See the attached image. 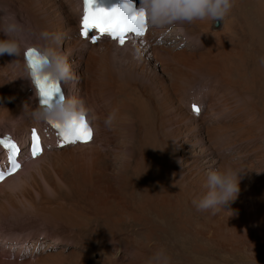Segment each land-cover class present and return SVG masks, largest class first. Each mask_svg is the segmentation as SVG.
I'll use <instances>...</instances> for the list:
<instances>
[{
  "label": "rangeland",
  "instance_id": "374dc122",
  "mask_svg": "<svg viewBox=\"0 0 264 264\" xmlns=\"http://www.w3.org/2000/svg\"><path fill=\"white\" fill-rule=\"evenodd\" d=\"M29 1L34 0L3 2L0 26L14 17L24 29L22 49L26 45H56V50L67 56L74 78L65 82V90L69 97L83 100L89 111V100L105 106L99 113L89 112L88 119L93 126L98 125L94 145L101 144L107 134L110 142L100 146V154L86 155L79 153V145L61 147L60 139L50 130L43 141L48 147L42 157H32L28 135L35 121L29 115L35 108L33 92L24 83L21 69L18 71L19 58L0 55V139L23 147L18 156L23 163L20 174L15 176L16 171L6 177L10 180L0 182V264H146L161 248L170 257V264H264V213L258 208L259 204L264 207V198L253 197L254 190L264 195V168H260L264 127L255 131L251 119L262 120L264 116V65L259 63L264 57V25L253 24L255 18L240 4L239 9L231 8L223 21L177 22L166 25L170 26L166 31L153 30L147 23L136 52L114 46L98 51L93 45L99 39L93 41L92 32V37L81 35L80 29L74 32L71 22L63 30H55L56 42L40 34L48 30L50 17L58 22L62 19L63 13L57 15L50 5L64 0L39 2L38 7ZM47 13L51 15L43 29L41 22ZM175 27L183 32L172 34ZM149 28L151 36L145 37ZM78 34L89 38L92 45L83 46ZM5 38L0 31V39ZM250 38L256 40L255 45ZM218 51L224 55H216ZM227 56L232 58L213 74L202 75L194 69L204 62H224ZM121 81H126L123 87L119 86ZM73 84L78 97L70 91ZM115 101L122 103L128 121L116 115L107 127L104 120L113 112L107 106ZM13 117L17 118L14 123ZM204 117L213 121L195 126ZM230 125L245 133V141L232 153L235 146L227 144L232 142L229 134L234 131ZM220 130L225 134L223 139L216 136ZM51 141L58 144L52 146ZM212 149L216 154L207 166L206 159L199 157ZM127 161L129 171L121 168ZM227 170H244L236 199L216 214L197 210L193 200L206 193L207 173ZM153 173L158 177L152 186L149 180Z\"/></svg>",
  "mask_w": 264,
  "mask_h": 264
},
{
  "label": "clouds",
  "instance_id": "9594fccd",
  "mask_svg": "<svg viewBox=\"0 0 264 264\" xmlns=\"http://www.w3.org/2000/svg\"><path fill=\"white\" fill-rule=\"evenodd\" d=\"M233 7V0H141L139 9L146 16L147 23L154 27H163L177 22L191 23L195 20L211 19L214 22L222 20ZM3 10H0L2 12ZM7 15V13H5ZM0 31L6 36L0 39V55L9 54L19 57L24 44L23 26L14 17L7 19ZM44 33V36H47ZM41 58L36 66V72L41 78L68 82L74 78V73L66 55L54 47L42 46L37 49ZM264 65V57L260 58ZM33 78V68L26 62L25 76ZM37 122L46 124L57 123L62 128L68 129L74 121L81 117L89 118V109L83 100L75 97L60 96L49 103L38 104L29 113ZM116 119L115 111L110 112L104 120L107 127H111ZM244 170L209 171L207 173L206 193L199 199H194L193 204L199 211L211 210L216 214L225 205L234 201L239 193V182ZM146 264H170V257L163 248L157 250Z\"/></svg>",
  "mask_w": 264,
  "mask_h": 264
},
{
  "label": "bare ground",
  "instance_id": "6f19581e",
  "mask_svg": "<svg viewBox=\"0 0 264 264\" xmlns=\"http://www.w3.org/2000/svg\"><path fill=\"white\" fill-rule=\"evenodd\" d=\"M7 0H0V5L3 3V2H6ZM47 2L48 3V1H53V0H34V1H29L30 3H29V5H33V6H39V2ZM134 1H136L137 3H138V0H134ZM54 3H52L51 5H50V7H52L53 8V10H55L56 12H57V15L58 14H62L63 13V17H62V19L60 18V19H58V17H57V19L59 20V22L57 21V20H55L53 17L51 18L50 17V15L47 13V15L46 14H44L46 17H44L45 18V21H42L41 22V26H43V25H45L46 24V21H47V18H49V24H48V30L47 29H45V27L43 28V29H45V32L44 33H47L48 35L47 36H44V33H41L40 32V34L42 35V36H44L45 38H47L48 40H51V41H53V42H56V32H55V30H57V28L58 29H61V28H66V27H68L69 26V22H71V26L70 27H73V31L75 32H77L78 33V31H79V29H80V32H81V29H82V18H83V1L82 0H64V1H60L61 3H57L56 1H53ZM240 4H242V5H246L247 6V10L248 11H250L251 12V14H252V16L255 18V22L253 23L252 21V23L253 24H257V23H259V24H263L264 25V0H233V7L232 8H235V9H239L240 8ZM1 7V6H0ZM139 7V6H138ZM2 8V7H1ZM51 8V9H52ZM50 9V10H51ZM36 9H35V7H34V10L33 11H35ZM40 10V9H39ZM36 13H37V11H36ZM35 13V14H36ZM46 13V12H45ZM52 13V12H51ZM55 13V12H54ZM68 13V14H67ZM73 13H74V15H73ZM35 14L33 13V15H34V17H35ZM67 14V15H66ZM244 14V13H243ZM250 14V15H251ZM42 15H43V13H42ZM56 14L54 15L55 17L57 16ZM66 15V16H65ZM230 15V14H229ZM40 17V16H39ZM250 17V16H249ZM248 18V17H247ZM37 19V18H36ZM39 19V18H38ZM245 19V18H244ZM44 20V19H43ZM60 20H63V22H60ZM57 21V22H56ZM228 21V20H227ZM35 22V21H34ZM45 23V24H44ZM72 23L73 24H75V25H72ZM251 23V24H252ZM37 24V23H36ZM39 24V23H38ZM37 24V25H38ZM43 24V25H42ZM176 24V23H175ZM181 24V23H180ZM183 24V23H182ZM181 24V25H182ZM200 24H202V22L200 23ZM249 24V23H248ZM252 24V25H253ZM40 25V24H39ZM150 25V24H149ZM184 25V24H183ZM211 25V24H210ZM225 25V24H224ZM239 25V24H238ZM242 25V24H241ZM245 25V24H244ZM254 26V25H253ZM262 26V25H261ZM69 27V28H70ZM164 27H166V26H163V27H154L153 26V30H161V29H163V30H167L168 29V27H170V26H168V27H166V28H164ZM177 27H179V26H177ZM177 27H175L174 29H172V30H170L171 31V33L172 34H174V32L175 33H180V31L178 30V29H176ZM197 27V26H196ZM209 27V26H208ZM228 27H229V25H228ZM232 27V26H231ZM235 27V26H234ZM241 27V26H240ZM247 27H249V26H247ZM251 27V26H250ZM257 27H259V26H257ZM39 28H40V26H39ZM150 28H152V27H150ZM150 28L148 29V31H147V33L145 34V37H149V36H151V34H150ZM180 28V27H179ZM251 28H253V27H251ZM202 29V28H201ZM206 29V28H205ZM246 29V28H245ZM249 29V28H248ZM254 29H255V27H254ZM259 29H261L260 27H259ZM264 29V28H263ZM61 30H63V29H61ZM230 30V29H229ZM240 30H241V28H240ZM256 30V29H255ZM60 31V30H59ZM236 31V30H235ZM239 31V30H238ZM237 31V32H238ZM260 31V30H259ZM93 33V35H92V33ZM90 33H89V36L88 37H90L91 35L92 36H94L96 39H95V41H97V39H99L98 40V42L97 43H95L94 45H93V47L94 48H96L98 51H100L101 49H107V47H109V46H114V47H120V49L122 48H126V47H130V48H132L135 52H136V49L140 46V44L142 43V42H139V39H141V38H144V37H140V36H136V35H134V34H131V35H128L129 36V39H128V42H126L124 45H120L118 42H117V40H113L112 38H110V36L109 35H107V34H101L98 30H93V31H91ZM181 32H183V31H181ZM193 32V31H192ZM221 33H222V31H220ZM232 32V31H231ZM234 32V31H233ZM252 32V31H251ZM253 32H256V31H253ZM264 32V31H263ZM194 33V32H193ZM197 33V32H196ZM229 33V32H228ZM235 33V32H234ZM242 33V32H241ZM256 33H258V32H256ZM255 33V34H256ZM261 33H262V31H261ZM162 34V33H161ZM165 34V33H164ZM195 34V33H194ZM227 34V33H226ZM236 34V33H235ZM243 34V33H242ZM249 34H251V33H249ZM248 34V36L250 37V36H252V35H249ZM254 34V33H253ZM254 34V35H255ZM58 35H59V33H58ZM222 35V34H221ZM247 35V34H246ZM259 35V34H258ZM91 36V37H92ZM229 36V35H228ZM239 36H241V35H239ZM256 36V35H255ZM246 36H244L243 38L244 39H246L245 38ZM31 38V37H30ZM78 39H79V42L80 43H82V45L83 46H91L92 44H91V42L89 41V38H83L81 35L79 36V34H78V37H77ZM152 38V37H151ZM230 38V37H229ZM241 38V37H240ZM255 38V37H254ZM262 38H263V36H262ZM60 39V38H59ZM231 39V38H230ZM237 39V38H236ZM251 39H252V43H253V38H250V43H251ZM257 39V38H256ZM224 40V39H223ZM246 40H248V37H247V39ZM263 40H264V38H263ZM262 40V41H263ZM113 41V42H112ZM230 41V40H229ZM236 41V40H235ZM238 41H240L239 39H238ZM249 41L247 42V43H249ZM254 41H256V40H254ZM52 42V43H53ZM59 42V41H58ZM148 42V41H147ZM146 42V43H147ZM221 42V41H220ZM257 42H259V39L257 40ZM264 42V41H263ZM216 43V42H215ZM237 43V42H236ZM235 43V44H236ZM243 43V42H242ZM249 43V44H250ZM251 43V44H252ZM260 43V42H259ZM219 44V43H218ZM225 44V43H224ZM224 44H222V45H224ZM235 44H233V45H235ZM245 44L246 43H244V46H245ZM52 45V44H51ZM53 45H54V43H53ZM220 45V44H219ZM232 45V44H231ZM232 45V46H233ZM253 45H255L254 43L252 44V46ZM261 45H262V43H261ZM263 45H264V43H263ZM101 46H103V47H101ZM216 46V45H215ZM214 46V47H215ZM227 45H225V47H226ZM230 45H228V47H229ZM232 46H230V47H232ZM236 46V45H235ZM247 46H248V44H247ZM32 47H35V46H32V45H29V46H27L26 45V48H24V49H22L21 50V56H19L18 58H19V67H18V71L20 70V72L22 71V75H24L25 76V64H26V60H25V53H26V51L29 49V48H32ZM55 49H56V45L55 46H53ZM220 47H222L221 45H220ZM238 47H239V45H238ZM246 47V46H245ZM255 47H257V46H255ZM255 47H252V48H255ZM37 48V47H36ZM130 48H128V49H130ZM213 48V47H212ZM234 48V47H233ZM233 48H231V49H233ZM240 49V48H239ZM247 49V48H246ZM249 49V48H248ZM248 49H247V51H248ZM251 49V48H250ZM261 49V48H260ZM58 50V49H57ZM119 50V49H118ZM209 50H212L211 48L209 49ZM213 50H214V48H213ZM216 50V49H215ZM253 50V49H252ZM138 51V50H137ZM243 51H244V49H243ZM250 51V50H249ZM254 51H256V49L254 50ZM254 51H252V52H254ZM257 51H259V48H257ZM256 51V52H257ZM264 51V50H263ZM213 52V51H212ZM235 52H237V51H235ZM256 52H254V53H256ZM259 52H261V51H259ZM241 53V52H240ZM249 53V52H248ZM219 54V55H218ZM243 54V53H242ZM247 54V53H246ZM216 55H218V56H222V55H224V53H222V51H218L217 53H216ZM245 55V54H244ZM251 55V54H250ZM261 56V54H259L258 53V55L257 56ZM238 56V55H237ZM253 56V55H252ZM263 56V55H262ZM211 57V56H210ZM232 57L231 56H227L226 58H225V60H224V62H223V64H222V62H219V63H213V64H210V65H208V62H204V63H201V64H198V65H195L194 66V69H196V71H198L200 74H202V73H204V74H202V75H208V74H213V73H215L216 71H217V69L219 68V67H222V68H224L225 67V65L228 63V61L231 59ZM238 58H239V56H238ZM211 59V58H210ZM241 59H243V58H241ZM249 59V58H248ZM238 60V59H237ZM250 60V59H249ZM253 61H254V59H253ZM255 62V61H254ZM233 63V62H232ZM236 64H237V62H235ZM239 63V62H238ZM246 63V62H245ZM260 63V62H259ZM252 64V63H251ZM249 65H250V63H249ZM251 66V65H250ZM237 67V66H236ZM242 67V66H241ZM248 68V67H247ZM249 69V68H248ZM236 70V69H235ZM234 70V71H235ZM250 70V69H249ZM219 71V70H218ZM223 71V70H222ZM225 71V70H224ZM246 72V71H245ZM112 73V72H111ZM195 73V72H194ZM220 73V72H219ZM21 74V73H20ZM116 74V73H115ZM123 74V73H122ZM218 74V73H217ZM230 74H231V72H230ZM112 75V74H111ZM127 75V74H126ZM235 75V74H234ZM238 75V74H237ZM242 75H243V73H242ZM245 75V74H244ZM243 75V76H244ZM20 76V75H19ZM243 76H240V77H243ZM246 76H248L247 74H246ZM233 77V76H232ZM102 78V77H101ZM118 78V77H117ZM243 78H245V77H243ZM231 79H233V78H231ZM238 79V78H237ZM237 79H235L236 81H238ZM246 79V78H245ZM24 80V79H23ZM119 80H121L120 78H118V81ZM123 80V79H122ZM25 82L24 83H26L27 84V86L30 88V93H32L33 94V96H32V100H31V102H33L34 104V107H36L38 104H40V102H39V95H38V91H37V89H36V87H35V85L33 84V81H32V79H29V78H25V80H24ZM109 81V80H108ZM236 81H234L233 80V82H236ZM239 81H241V80H239ZM93 82V81H92ZM96 82V81H95ZM106 82V81H105ZM122 82V81H121ZM126 82V81H125ZM125 82H122V83H120V87H123L124 85H125ZM244 82H245V80H244ZM248 82V81H247ZM61 83H62V85H63V88L65 89V87H66V83L65 82H63V81H61ZM240 83H242V81L240 82ZM240 83H238V84H240ZM92 84H94V82L92 83ZM91 84V85H92ZM106 84H108L109 85V83L108 82H106ZM131 84V83H130ZM237 84V85H238ZM247 84H249V83H247ZM100 85H101V87H105L104 85H103V82H101L100 83ZM107 85V86H108ZM128 86V85H127ZM235 86V85H234ZM75 87H76V85L75 84H73V86H72V89L70 90L72 93H74L75 92V96L76 97H78V94H77V91H76V89H75ZM95 87V86H94ZM129 87V86H128ZM99 88V87H98ZM241 88V87H240ZM100 89V88H99ZM119 89V88H118ZM124 89V88H123ZM102 90H103V88H102ZM102 90H100V91H102ZM112 90V89H111ZM114 90V89H113ZM112 90V91H113ZM243 90V89H242ZM249 90V89H248ZM65 92L67 93V97H69L68 96V92L65 90ZM123 92V91H122ZM79 93V92H78ZM108 93V92H107ZM248 93V92H247ZM251 93V92H250ZM93 94V93H92ZM103 94V93H102ZM102 94H101V96H102ZM108 94H112V93H108ZM107 94V95H108ZM114 94H115V92H114ZM29 95V94H28ZM27 95V96H28ZM31 95V94H30ZM116 95V94H115ZM249 95V94H248ZM248 95H246L245 94V96H248ZM94 96V95H93ZM185 96V95H184ZM245 96H243V97H245ZM98 97V96H97ZM106 97V96H105ZM80 98V97H79ZM101 98H103V97H101ZM107 99H108V97H106ZM248 99H249V97H247ZM94 99H95V97H94ZM98 99H100V98H98ZM196 99H199V101H200V97H198V98H196ZM241 99H243V101H244V98H241ZM252 99V98H251ZM93 100V99H92ZM100 100H102V99H100ZM114 100V99H113ZM112 100V101H113ZM253 100V99H252ZM29 101V100H28ZM94 101V100H93ZM107 101V100H106ZM198 101V100H197ZM202 101V100H201ZM245 102V101H244ZM244 102H241V103H244ZM88 103H90L89 104V106H90V108H91V111L92 112H94V113H99V110L101 111L102 109H105V106L104 105H102L101 103V105L100 104H95L94 103V105L91 103V101L89 100V102ZM110 103V102H109ZM246 103H247V101H246ZM246 103H244L245 105H246ZM248 103H249V101H248ZM247 103V104H248ZM253 103V102H252ZM251 103V104H252ZM121 104L122 103H120V101H119V103L118 102H116L115 101V103H113V105L110 107V106H107V108H108V110H110V109H112L113 111H115V113H116V115H117V117H120V116H122V120L124 119L125 121L127 120V118L126 117H124V115H123V112H122V109H121ZM250 104V105H251ZM32 105V106H33ZM241 106L243 105V104H240ZM248 106H249V104H248ZM247 106V107H248ZM252 106V105H251ZM247 107H244V109L246 108V110H247ZM261 107V106H260ZM237 108H239V107H237ZM250 108V107H249ZM248 108V109H249ZM243 109V110H244ZM252 109H254V108H252ZM191 110V109H190ZM215 110V109H214ZM251 110V109H250ZM257 110H258V108H257ZM91 111H89L90 113H91ZM218 111V110H217ZM247 111H249V110H247ZM111 112V111H110ZM219 112V111H218ZM239 112V111H238ZM251 111H249V113H250ZM140 113V112H139ZM142 113H144V112H142ZM221 113V112H220ZM247 113V112H246ZM254 113H256L255 111H254ZM20 114V113H19ZM126 114V113H125ZM219 114V113H218ZM217 114V115H218ZM247 115H248V113H247ZM253 115V114H252ZM99 116H100V114H99ZM215 116V115H214ZM236 116V115H235ZM242 116V115H241ZM254 116V115H253ZM98 117V116H97ZM139 117H141V116H139ZM233 117V116H232ZM239 117V116H238ZM258 117V116H257ZM229 118V117H228ZM13 119H14V117H13ZM17 119V118H16ZM16 119H14V120H12L13 121V123L15 122V120ZM216 119V118H215ZM237 119H239V118H237ZM236 119V120H237ZM250 119V118H249ZM248 119V120H249ZM251 119H253L252 121H253V123H254V127H255V131H262V128L264 127V116H263V119L262 120H260V119H254V118H252L251 117ZM33 120V119H32ZM23 121H24V119H22V123H23ZM91 121V120H90ZM128 121V120H127ZM211 121H213V119H211V120H209V119H206L205 117L203 118V120H201V122H199V123H197V124H195V126H199V127H201L202 125H205L206 123H209V122H211ZM235 121V120H234ZM18 122V121H17ZM33 123H32V128L34 127V128H36V129H38L41 133H42V137H43V139H42V141H41V143L43 144V146H44V143H43V141H44V138H47V134H48V132L51 130L52 131V133H54L53 135H56L59 139H60V136L58 135V133H57V130L55 129V128H52V127H50L48 124H46V123H43V122H37V121H32ZM181 122V121H180ZM228 122V121H227ZM241 122V121H240ZM245 122V121H244ZM250 122V121H249ZM11 123V122H10ZM12 123V124H13ZM20 123V122H19ZM22 123H20V125L22 126ZM128 123V122H127ZM231 123H234V122H231ZM237 123V122H236ZM235 123V124H236ZM242 123V122H241ZM122 124V123H121ZM129 124V123H128ZM227 124H230V121H229V123H227ZM237 124H239V123H237ZM1 125H2V123H1ZM91 125H92V128H93V137H92V139L90 140V141H88V142H76L75 144H64V145H69V146H66V147H70V146H72V145H79L80 147H81V150L79 151V153H81V154H94V155H98V154H100V146L102 145H105V144H107V143H109L110 142V140H109V134H107V135H105L104 136V138H102V141H101V144H99V145H94V142H95V139H96V135L94 134V132H95V130H96V128L98 127V125H96V124H94V126H93V124L91 123ZM241 125H243V124H241ZM249 125V124H248ZM9 126V125H8ZM13 126H15V124H13ZM128 126V125H127ZM232 125H230V127H231ZM129 127V126H128ZM180 127V126H179ZM229 127V126H228ZM16 128V127H15ZM115 128V127H114ZM121 128V127H120ZM193 128V127H192ZM231 128H233V127H231ZM195 129V128H194ZM228 130H230L229 128H227ZM234 129V128H233ZM46 130V131H45ZM127 130V129H126ZM226 129H224V132H226L227 133V131H225ZM232 130V129H231ZM16 131V130H15ZM223 131V130H222ZM221 130L219 131V132H217V137H221L222 139L225 137V134H224V132H222ZM253 132V131H252ZM139 133V132H138ZM229 133V132H228ZM121 134V133H120ZM125 134V133H124ZM216 134V133H215ZM214 134V135H215ZM228 135V134H227ZM232 138H231V140H232V142H230V143H227V144H230V145H232V147L231 148H233L234 146V149H232L230 152L232 153V151H234V150H236L238 147H239V145H241V144H243V142L245 141V139H244V137H245V133L244 132H242L241 130H235L234 129V131H232L230 134H229ZM55 136V137H56ZM126 136V135H125ZM28 137H29V135H28ZM28 137H24V139H25V141H27L26 139L28 138ZM228 137V136H227ZM226 137V138H227ZM262 137V136H261ZM263 138V137H262ZM127 139V138H126ZM46 140V139H45ZM229 140V139H228ZM10 141H12V142H14L15 143V145L17 146V148H18V153L16 154V161H18V162H20V160H19V158H18V156H19V154H20V151L22 150V146H20L19 145V143H16L15 141H13V140H10ZM158 141V140H157ZM190 141V139H187L186 140V142H189ZM252 141V140H251ZM264 141V140H263ZM28 142L30 143V138H28ZM59 142H60V140H59ZM131 142V141H130ZM191 142V141H190ZM217 142V141H216ZM222 142V141H221ZM220 142V143H221ZM225 142V141H224ZM226 142H229V141H226ZM248 142V141H247ZM93 143V144H92ZM127 143V142H126ZM58 144V142H56V141H51V144L50 145H52V146H56ZM92 144V145H91ZM132 144V143H131ZM183 144V143H182ZM30 145V144H29ZM135 145V144H134ZM140 145V144H139ZM138 145V146H139ZM181 145V144H180ZM221 145H222V143H221ZM2 145H0V147H1ZM136 146V145H135ZM215 146V145H214ZM218 146V145H217ZM216 146V147H217ZM223 146V145H222ZM4 147V146H3ZM48 146H46V147H44V150H43V153L45 152V148H47ZM129 147H130V145H129ZM158 147V146H157ZM213 147V146H212ZM230 146H228V148H229ZM241 147V146H240ZM6 148V147H5ZM2 149V147L0 148V168L1 169H6V168H8L9 167V165H10V159H9V149L8 148H6V149ZM89 148H92L90 151L89 150H87V149H89ZM133 149V148H132ZM1 150H3V151H1ZM84 150V151H83ZM108 150V149H107ZM127 150V149H126ZM134 150V149H133ZM135 151H136V149H135ZM138 151V150H137ZM229 151V150H228ZM2 152H4V153H2ZM29 152H30V148H29ZM131 152V151H130ZM23 153H24V151H23ZM42 153V154H43ZM133 153V152H132ZM138 153V152H137ZM234 153V152H233ZM42 154H41V156L40 157H42ZM144 154V153H143ZM215 154H216V151H214L213 149L210 151V153H203L202 155H200L201 157H199V158H201L202 160H205L206 159V163H208V165L207 166H210L209 165V162H211V158L212 157H214L215 156ZM221 154V153H220ZM226 154H228V153H225V155ZM91 158H93V157H91ZM38 160L40 159V158H37ZM211 159V160H210ZM38 160H36V161H38ZM198 160V159H197ZM9 162V163H8ZM134 163V162H133ZM141 163V162H140ZM7 164H8V167H7ZM27 164V163H26ZM144 164V163H143ZM142 164V165H143ZM146 164V163H145ZM156 165V164H155ZM215 165V164H214ZM213 165V166H214ZM136 166V165H135ZM148 166V165H147ZM259 166V165H258ZM98 167V166H97ZM122 167H125V168H127V170L130 168V162L129 161H127V162H125L124 164H122V166H121V168ZM129 167V168H128ZM156 167L154 166V168H152V172H154L156 169H155ZM260 168L261 169H263L264 168V161H262V163H261V166H260ZM148 169V168H147ZM155 169V170H154ZM121 170V169H120ZM126 170V171H127ZM150 170V169H149ZM20 171V170H19ZM17 172V173H15V176L16 175H18V174H20V172ZM129 171V170H128ZM261 171V170H260ZM136 172H137V170H136ZM145 171H143V173H144ZM150 172V171H149ZM151 172V173H152ZM263 172V171H262ZM127 174L128 173H126V176H127ZM134 174H135V172H134ZM140 174V173H139ZM263 174H264V172H263ZM136 175H137V173H136ZM140 175H142V174H140ZM144 175V174H143ZM146 175V174H145ZM144 175V176H145ZM13 176V175H12ZM131 176V175H130ZM256 176H258V174H256ZM260 176V175H259ZM258 176V177H259ZM262 176V175H261ZM11 177V176H10ZM14 177V176H13ZM134 177V176H133ZM150 177V176H149ZM158 177V175L157 176H155V173H153L152 175H151V179L149 180V182L151 183V185L153 186L154 184L152 183L153 181L152 180H155L156 181V179L155 178H157ZM263 177V176H262ZM126 178V177H125ZM127 178H129V177H127ZM143 178V177H142ZM146 178H148V177H146ZM5 179H8V178H5ZM4 179V180H5ZM36 179V178H35ZM3 180V181H4ZM8 180H10V179H8ZM115 180V179H114ZM7 181V180H6ZM13 181V180H12ZM116 181V180H115ZM157 181H158V179H157ZM2 184H3V182H1ZM0 183V184H1ZM4 183H6V182H4ZM173 183V182H172ZM263 183H264V181H263ZM254 194H253V197L256 199V200H258V198L259 197H262L261 199L263 200V194H261L258 190H254V192H253ZM262 200L260 201V202H262ZM255 201V200H254ZM173 204V203H172ZM157 206V205H156ZM256 206V205H255ZM257 208V207H256ZM258 208H259V210H260V213L261 214H263L264 213V207L262 206V204H259L258 205ZM125 217V216H124ZM41 260V259H40ZM106 261V260H105ZM102 263H104V261L102 260ZM42 264V263H41ZM96 264V263H95Z\"/></svg>",
  "mask_w": 264,
  "mask_h": 264
},
{
  "label": "snow or ice",
  "instance_id": "6c2138e0",
  "mask_svg": "<svg viewBox=\"0 0 264 264\" xmlns=\"http://www.w3.org/2000/svg\"><path fill=\"white\" fill-rule=\"evenodd\" d=\"M82 30L81 35L88 37L92 29L98 30L102 35L107 34L123 45L129 34H135L136 36H142L147 29V20L144 12L137 9L133 0H124L119 6H115L111 9L97 6L96 0H84V14L82 18ZM93 37V41H95ZM29 59V64L33 68V78L35 85L39 90V96L41 97V103H49L57 97L63 96L61 85L59 81L50 80L47 77L41 78L36 72V66L40 62L41 58L35 49H29L26 53ZM193 110L197 113L199 108L195 105ZM57 130L60 136V146L64 144H71L76 142H88L92 138V129L88 125L87 121L81 117L79 121H74L73 125L68 128H62L57 123H51ZM32 155L36 157L40 155L43 149L39 146V137L36 134L35 129L32 133ZM0 145L11 150L9 157L11 166L7 173L0 171V180L4 178L6 174H11L17 170L20 165L14 159L18 153V148L14 142L9 139H0Z\"/></svg>",
  "mask_w": 264,
  "mask_h": 264
}]
</instances>
